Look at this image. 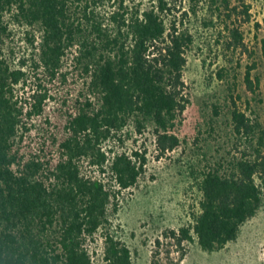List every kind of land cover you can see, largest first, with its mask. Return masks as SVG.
I'll return each mask as SVG.
<instances>
[{"label": "trees", "instance_id": "trees-1", "mask_svg": "<svg viewBox=\"0 0 264 264\" xmlns=\"http://www.w3.org/2000/svg\"><path fill=\"white\" fill-rule=\"evenodd\" d=\"M143 1L0 0V264H94L88 246L106 227L109 206L145 172L147 148L126 141L136 143L151 127L158 155L179 145L173 129L189 103L183 71L194 38L175 18L167 22L177 0ZM220 3L229 8V0ZM7 13L40 31L29 38L27 69L4 54ZM229 34L231 45L243 46L238 27ZM244 82L255 92L251 68ZM27 84L28 92L19 91ZM58 87L65 90L60 106L46 113ZM232 120L238 134L253 136L243 112L233 110ZM263 146L260 135L253 157L201 172L198 211L169 231L179 259L194 239L203 250L222 249L256 214ZM85 161L110 182L88 175ZM103 241V264H131L122 241L109 232Z\"/></svg>", "mask_w": 264, "mask_h": 264}, {"label": "rangeland", "instance_id": "rangeland-1", "mask_svg": "<svg viewBox=\"0 0 264 264\" xmlns=\"http://www.w3.org/2000/svg\"><path fill=\"white\" fill-rule=\"evenodd\" d=\"M220 4V0H177L175 11L167 17V22L175 18L194 38L183 71L189 103L173 129L179 145L158 155L151 127L143 135L137 134L136 143L126 141L127 147L143 143L147 148L145 172L133 187L117 193L109 206L106 227L88 246L94 264H103L107 232L129 248L131 264H264V200L256 214L241 225L236 239L220 250H203L194 239L185 242L186 254L179 259L169 237L170 230L187 226L198 211L201 172L218 165L227 169L244 154L253 157L260 135L264 141V0H229L228 9ZM244 5L249 6L247 21L240 13ZM230 8L235 10L228 17ZM4 19L8 26L3 44L7 61L14 68L31 67L34 48L29 38L37 40L38 27L26 25L13 13ZM232 27L242 32L243 46L230 44ZM249 68L251 78L258 82L255 92L244 82ZM80 87L75 84L73 94ZM30 88L27 84L19 91L25 93ZM64 91L56 89V99L48 102L46 113L60 106ZM235 109L251 120L252 137L234 130ZM83 169L110 182L107 173L100 174L88 161L83 162Z\"/></svg>", "mask_w": 264, "mask_h": 264}]
</instances>
